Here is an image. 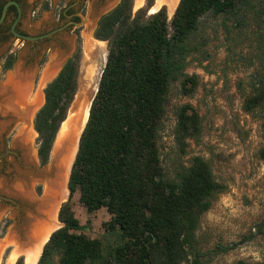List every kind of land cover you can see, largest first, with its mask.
<instances>
[{"label":"trees","instance_id":"16d2710c","mask_svg":"<svg viewBox=\"0 0 264 264\" xmlns=\"http://www.w3.org/2000/svg\"><path fill=\"white\" fill-rule=\"evenodd\" d=\"M258 2L180 0L169 23L166 7L147 17L149 0L134 16L133 0H121L99 19L94 37L108 43V58L71 171L70 199L59 211L63 227L52 234L38 264H210L232 249L204 250L198 238L203 216L225 192L209 162L197 156L169 174L160 142L172 85L180 82L186 96L199 87L198 75L186 71L192 56L208 58L206 41L199 37L201 19L213 14L244 26ZM76 34L78 49L46 86L45 103L34 119L41 167L50 162L79 89L80 29ZM14 64L9 54L3 72ZM263 104L259 92L246 99L245 110L252 113ZM175 115L173 136L182 158L191 141L200 139L202 120L189 104ZM75 194L89 213L106 209L110 214L104 239L83 233L86 227L71 203ZM16 264H24V258Z\"/></svg>","mask_w":264,"mask_h":264},{"label":"rangeland","instance_id":"374dc122","mask_svg":"<svg viewBox=\"0 0 264 264\" xmlns=\"http://www.w3.org/2000/svg\"><path fill=\"white\" fill-rule=\"evenodd\" d=\"M120 1L40 0L34 6L36 15L33 17V0H29L30 7L26 8L18 25L24 35L13 28V36L0 43V86L20 70L30 76V97L40 98V108L46 86L77 51L76 30L80 29L82 60L79 89L69 114L78 100L86 102L90 108L109 53L108 43L96 40L94 32L99 19ZM148 1L143 0L142 5L137 6L136 0H133V15L147 8ZM151 1L153 6L148 9L147 17L154 13L152 9L156 0ZM178 2L173 11L165 5L159 8L166 7L169 23L176 13ZM47 3L49 9L44 8ZM255 7L244 26H239L233 19L213 14L201 19L199 37L206 41L204 50L208 58L204 60L200 55L192 56L186 71L189 75H198L200 84L192 96L183 94L180 82L172 85L160 142L163 164L169 174H173L181 164L187 166L194 157L200 156L209 162L216 180L225 187V192L218 196L212 209L203 216L198 238L204 250L219 246L232 249L217 254L210 264H237L239 261L256 264L264 261V104L252 113L245 110L248 97L264 93V88H261L264 83V16H259L264 11V0H259ZM64 10L71 11L70 17L60 19L58 16ZM8 23L11 24V19ZM89 30L93 46L87 47L84 34ZM9 54L15 56V64L12 70L4 73L2 66ZM50 64H57L55 73L39 88L41 75ZM90 71L93 73L88 74ZM186 104L200 115L202 135L198 141H191L187 155L181 158L173 134L176 110ZM38 108L26 125L24 117L20 120L14 118L10 111L0 112L1 264H7L14 250L12 243L5 244L7 239L15 233L22 237L32 210L29 203L16 196L14 185H29L35 201L40 202L45 194V173L59 147L57 136L49 164L41 167L38 134L34 128ZM23 137L27 138L26 142ZM68 177L66 195H69ZM62 202L66 203L67 199L58 206V227L55 230L61 226L59 208ZM71 203L76 217L86 227L83 233L91 239H104L105 224L111 220L108 211L102 209L89 213L80 203L78 194L72 197ZM20 258L24 256L19 255L14 264Z\"/></svg>","mask_w":264,"mask_h":264},{"label":"bare ground","instance_id":"6f19581e","mask_svg":"<svg viewBox=\"0 0 264 264\" xmlns=\"http://www.w3.org/2000/svg\"><path fill=\"white\" fill-rule=\"evenodd\" d=\"M180 0H156V5L152 12H157L162 6H168L170 11L175 10L176 3ZM143 0H136V5H142ZM179 3V2H178ZM178 5V4H177ZM90 26V25H89ZM86 46L91 45V33L84 34ZM93 46V45H91ZM57 64H50L41 75L39 88L48 82L55 73ZM13 77H9L8 82L0 87V112H12L14 118L24 117L25 125L28 124L31 114L40 103L37 96L30 97V76L20 72ZM93 72H88L91 74ZM89 106L86 102L80 103L78 100L67 119L61 126L58 133L59 147L55 150V158L52 165L45 173V194L40 202L35 201L29 185L22 187L20 184L14 185V193L18 198L29 203L32 207L29 221L22 230V237L19 234H10L6 243H12L14 250L9 256L7 264H14L19 255H23L25 264H36L42 254L44 245L50 235L58 227L56 212L60 202L67 199L65 183L70 175L71 167L78 152L79 139L83 128L89 117ZM24 142L27 138L23 137ZM62 139V140H61ZM69 178V177H68Z\"/></svg>","mask_w":264,"mask_h":264},{"label":"flooded vegetation","instance_id":"af4514ba","mask_svg":"<svg viewBox=\"0 0 264 264\" xmlns=\"http://www.w3.org/2000/svg\"><path fill=\"white\" fill-rule=\"evenodd\" d=\"M29 0H0V18L3 13V9L6 5L9 4L5 20L3 24L0 26V43L4 42L6 39H8L10 36H13V28L15 32L24 35L21 33L18 29V25L22 19V16L24 12H26V8L30 7V4L28 3ZM40 0H33L32 5L33 9L31 10L32 16L35 17L36 15V9L34 8L35 5L39 4ZM17 4V5H15ZM70 10H64L62 14H59V18H68L70 17ZM11 19V24L8 23V21ZM73 20H77V18H74ZM24 40V39H23ZM39 41H35V43H38ZM0 57V62H1ZM1 67V65H0ZM3 70V66H2ZM5 73V72H4ZM17 73L11 75V77L15 76ZM1 87V86H0Z\"/></svg>","mask_w":264,"mask_h":264},{"label":"water","instance_id":"95a60500","mask_svg":"<svg viewBox=\"0 0 264 264\" xmlns=\"http://www.w3.org/2000/svg\"><path fill=\"white\" fill-rule=\"evenodd\" d=\"M119 3H120V2H119ZM119 3H118V4H119ZM118 4H117V5H118ZM15 5H17V4H15ZM117 5H116V6H117ZM8 6H9V4L6 5V6L4 7V9H3V13H2V16H1V18H0V26L3 24V22H4V20H5ZM17 6H18V5H17ZM116 6H115V7H116ZM115 7H114V8H115ZM114 8H113V9H114ZM167 8H168V10H169V7H168V6H167ZM177 8H178V7H177ZM158 11H160V9H159ZM158 11H157V12H158ZM109 12H110V11H109ZM157 12H155V13H157ZM107 13H108V12H107ZM107 13H105V14H107ZM155 13H152V15L155 14ZM105 14H104V15H105ZM83 22H84V24H85L86 21L83 20ZM21 37L24 38V36H21ZM71 57H72V56H71ZM71 57H70V58H71ZM70 58H68V59H70ZM68 59L65 61V63L68 61ZM65 63L61 66L59 72L61 71V69L63 68V66L65 65ZM59 72H58V73H59ZM58 73H57V75H58ZM57 75H56V76H57ZM54 78H55V77H54ZM54 78H53V79H54ZM53 79H52V80H53ZM52 80H51V81H52ZM51 81H50V82H51ZM50 82H49V83H50ZM44 103H45V98H44V102H43V104L40 106V108H38V106H36V108H38V110L36 111V114H37L38 111L42 108V106L44 105ZM92 103H93V102H92ZM92 103H91V106H92ZM91 106H90V110H91ZM36 108H35V109H36ZM35 109H34V111H35ZM90 110H89V116H90ZM34 111H33L32 113H34ZM36 114H35V116H36ZM88 120H89V117H88ZM88 120H87V123H88ZM87 123L85 124V126H84V128H83L82 134H83V132H84V130H85V128H86ZM82 134H81L80 139H79L78 151H79V146H80V141H81ZM54 146H55V145H54ZM53 150H54V148H53ZM77 154H78V152H77ZM55 155H56V154H55ZM55 155H54V158H55ZM76 157H77V155H76ZM76 157H75V160H76ZM75 160H74V162H73V165H74V163H75ZM73 165H72V167H71V171H72ZM71 171H70V175H71ZM70 175H69V179H70ZM69 179H68V184H69ZM69 199H70V192H69V195H68V198H67V202L69 201ZM64 203H65V202H62V204L60 205L59 211H60V209H61V207H62V205H63ZM62 227H63V224H61L60 228H62ZM60 228H59V229H60ZM57 230H58V229H57ZM57 230H55V231H57ZM55 231H54V232H55ZM54 232H53V233H54ZM53 233H52V234H53ZM52 234L50 235V237H49L48 241L46 242V244L49 242V240H50ZM46 244H45V245H46ZM45 245H44V247H45ZM43 249H44V248H43ZM42 253H43V251H42ZM41 256H42V254H41ZM41 256H40V258H41ZM39 261H40V259H39ZM39 261H38L36 264H38Z\"/></svg>","mask_w":264,"mask_h":264},{"label":"crops","instance_id":"0c3cea01","mask_svg":"<svg viewBox=\"0 0 264 264\" xmlns=\"http://www.w3.org/2000/svg\"><path fill=\"white\" fill-rule=\"evenodd\" d=\"M0 264H1V258H0Z\"/></svg>","mask_w":264,"mask_h":264}]
</instances>
